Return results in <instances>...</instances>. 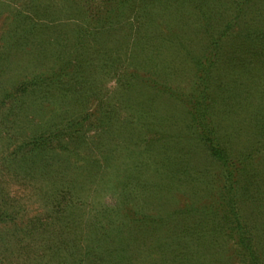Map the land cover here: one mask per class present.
<instances>
[{
    "label": "rangeland",
    "instance_id": "obj_1",
    "mask_svg": "<svg viewBox=\"0 0 264 264\" xmlns=\"http://www.w3.org/2000/svg\"><path fill=\"white\" fill-rule=\"evenodd\" d=\"M39 1L50 9L37 15L24 10V17L15 19L12 15V29L17 25L19 34L10 39L17 38L20 45L2 60L0 85L7 86L10 79L36 69L64 71L53 87L20 99L21 109L14 114L2 109L8 125L6 136L12 138L0 139V187L14 200L19 221L9 231L10 241L0 245V258L8 264H29L31 258L23 252V244L33 245L28 247L30 256L32 247L44 251L43 246L59 244L70 230H97L98 225L114 230L125 227V247L129 253L136 252L138 229L144 228L143 241L156 240V212L166 216L186 202V193L179 191L183 186H177L187 179L184 174L200 189H218L217 183L209 188L207 182L219 168L202 146L187 140L189 117L177 96L183 99L194 92L196 76L189 55L178 49L176 35L183 37L181 41L187 38L191 54L200 53L204 35H195L190 21L186 26L182 20L172 19L166 11L172 7L163 10L156 0ZM217 1L214 7L220 16L228 15L219 5L224 0ZM255 2L250 10L262 12L256 17L264 28V0ZM7 14L9 11L0 14V32ZM34 21L38 30L32 28ZM156 25L162 34H156ZM168 33L173 40L166 38ZM228 43H224L225 50ZM40 46L42 52L37 50ZM222 61L223 56L214 62L219 68L210 76L213 118L233 144L240 140L241 145L245 139L238 137H243L249 123L245 115L257 103L259 94L254 93L264 94V72L248 66L251 72L247 73ZM253 74L261 75V85L256 79L252 82ZM259 100L264 102L263 97ZM78 121L80 125L75 124ZM69 124L68 131H80L67 138L68 148L37 151L22 163L19 175L13 162L11 171H5V161L12 157L19 136H28L37 128ZM181 136L186 138V146L180 144ZM176 166L173 177L171 170ZM164 186L172 187L171 198L161 197L158 190ZM65 191L70 194L62 211L55 212L45 203L47 193L60 197ZM160 203L173 206L168 209L166 204L162 212L157 207ZM141 215H152L155 222L147 226ZM34 218L42 220L37 222V232L28 234ZM135 263H143L141 256Z\"/></svg>",
    "mask_w": 264,
    "mask_h": 264
},
{
    "label": "trees",
    "instance_id": "obj_2",
    "mask_svg": "<svg viewBox=\"0 0 264 264\" xmlns=\"http://www.w3.org/2000/svg\"><path fill=\"white\" fill-rule=\"evenodd\" d=\"M255 1L224 0L219 5L230 13L220 16V11L214 7L218 3L217 0H156V3L159 2L163 6V10L172 7L166 10L170 11L172 19L182 20L181 24L186 23V26L190 21L189 25L194 29L195 35H200L201 38L204 35L205 38L200 53L191 54L187 47V38L181 41L183 37L176 35L175 42L181 47L178 49L189 55L196 76V84H193L194 92L183 99H181L182 95L177 96L189 117L187 140L194 139L196 146H202L219 168V173L212 174L207 182L208 186L217 183L218 189H200L194 185L195 181L192 177L189 178L187 173L184 174L187 179L177 186L181 188L183 186L184 189L179 191L186 193V202L182 207L171 209L166 216L156 212V230H158L156 240L143 241L141 236L144 234V228H139L137 234L139 239L137 240L136 236L132 237L137 240L136 252L129 253L125 247L123 237L126 233L125 227L119 226L122 228L116 227L117 230H114L98 225L97 230L91 227L80 233L66 231L67 234L62 236L59 244L49 243L43 246L44 251L32 247L29 249V252L33 253L30 256L28 247L33 245L23 244V252L31 258L29 264H136L135 260L139 256L142 258V264H264V102L259 100L264 98V94L254 93V95L259 94L255 97L257 103L253 110H248L245 115L249 123L245 124L243 137H238L245 140L241 145L240 140L238 144H233L229 139L230 135L224 134L226 132L223 126L213 118L215 97L210 79L212 71L219 68L214 62L222 56V62L229 66L234 65L242 71L248 70L247 73L251 72L247 69L248 66L264 72V28L261 18L258 20L256 17H261L262 12L256 9L259 12L254 18L251 15L257 11L250 10V6ZM47 6V3L44 4L39 0H0V14L9 11V14L4 15L3 21L6 24L0 32V73L2 60L8 58L7 54L12 48L20 45L17 38L16 41L10 39L19 34V31L15 30L17 25L12 29L14 23L12 15L13 19L18 18L24 10L37 15L40 11L45 12L50 9ZM38 26L39 24L34 21L32 28L38 30ZM156 26V34H162L161 29L159 31L158 25ZM171 34L168 33L166 38L173 40ZM40 41L44 42L42 38ZM225 42H229L226 50ZM37 50L42 52V47H37ZM63 71L62 68L36 69L28 75L19 74L21 76L17 79H10L9 82L7 81V86L0 85V139L3 136L4 139L8 136L12 138L10 135L6 136L5 128L8 125L4 123L6 116H1L2 109L6 110V113L10 111L12 113L17 108L21 109L20 99L30 96L35 91H44L48 87H53ZM262 75L264 77V73ZM255 79L257 84L261 85L263 79L261 75L255 77L253 74L252 82H255ZM22 109L24 113V108ZM26 115L27 112L23 116ZM79 123L78 121L75 124ZM68 128H71L70 124L64 127H52L49 130L45 127L37 128L28 136L22 138L19 136L17 145L10 153L12 157H8L5 161V171H11L13 162L12 166H16L19 175L22 163L27 159L30 161L37 151L68 148L67 138L80 131L78 128L68 131ZM186 138L180 137L182 146H186ZM177 169L178 166L172 168L173 177ZM53 172L51 169L52 174ZM159 188L161 197L165 195L164 197L171 198L172 187ZM55 194L47 193L45 203H50V208L56 212L68 203L70 192L65 191L60 197ZM205 198L207 201H204ZM13 203L14 200H9L5 195L2 185L0 245L10 241L12 237L9 236V231H12L14 229L12 227H15L16 222L19 221ZM166 204L157 205L159 211L161 208L164 212ZM167 205L168 209L173 206ZM137 215L134 214L135 217ZM151 217L152 215H141V218L147 221L145 222L147 226L150 222H155ZM41 220L42 218H34L32 223L30 222L32 228L27 229V233H34L38 229L37 222ZM118 233L121 235L119 236ZM133 253L135 259L131 258ZM8 263L10 262H4L0 258V264Z\"/></svg>",
    "mask_w": 264,
    "mask_h": 264
}]
</instances>
